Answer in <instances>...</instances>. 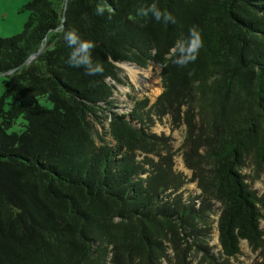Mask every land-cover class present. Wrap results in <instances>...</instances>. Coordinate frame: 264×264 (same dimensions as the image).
<instances>
[{"label":"trees","instance_id":"1","mask_svg":"<svg viewBox=\"0 0 264 264\" xmlns=\"http://www.w3.org/2000/svg\"><path fill=\"white\" fill-rule=\"evenodd\" d=\"M153 3L175 22L137 14ZM27 8L23 31L0 37V264H160L169 246L182 264V240L209 264H232L242 241L261 246L264 195L243 170L249 161L264 171V0ZM193 29L196 58L178 66L172 49ZM69 30L94 42L102 73L67 63ZM122 64L161 65L149 112L186 124L190 178L175 170L169 137L152 131L146 102L118 113ZM192 182L198 192L186 196Z\"/></svg>","mask_w":264,"mask_h":264},{"label":"rangeland","instance_id":"2","mask_svg":"<svg viewBox=\"0 0 264 264\" xmlns=\"http://www.w3.org/2000/svg\"><path fill=\"white\" fill-rule=\"evenodd\" d=\"M31 0H0V37L6 38L19 34L23 31L24 25L29 17L28 3ZM161 65L150 64L144 68H137L130 65H121L119 76L122 82L116 83L115 94L118 97L117 111L118 113H129L137 105L138 102H146L143 107L144 113H149L153 124L152 131L157 134L169 137L167 141L169 148L173 154L174 168L176 171L190 178L192 171L184 162L186 124L183 121L175 122L170 114L163 117H157L151 107L157 102L159 95L163 92ZM4 76L0 75V94L3 92ZM110 120L105 121V126L99 125V132L104 133L108 129ZM109 140L110 138L106 136ZM110 141V140H109ZM200 151H203L200 149ZM163 152H166L165 150ZM246 174V182L254 189L258 195H264V171H258L254 165H250L243 170ZM195 182L188 183L183 188L185 195H196L198 192ZM216 214H212V216ZM215 217L213 220H215ZM261 228L264 230V210H262V218L260 222ZM211 244L217 243L215 229L210 236ZM182 240L181 246L184 249V259L182 264H209L208 259L204 257L203 252H198L194 246ZM242 252L231 259L232 264H257L264 261V235L261 246L254 247L247 241L241 242ZM182 251V250H181ZM166 257L160 259V264H176V255L174 250L169 246L166 250Z\"/></svg>","mask_w":264,"mask_h":264},{"label":"clouds","instance_id":"3","mask_svg":"<svg viewBox=\"0 0 264 264\" xmlns=\"http://www.w3.org/2000/svg\"><path fill=\"white\" fill-rule=\"evenodd\" d=\"M101 9H97L98 14ZM151 14L152 18L157 22L174 23L175 18L167 10H162L156 6L155 3L151 4L147 9L138 10V15ZM63 39L70 52L67 57V63L76 68H83L87 75H97L103 72V66L94 62L91 51L95 47L92 40L83 39L76 30H69L64 32ZM200 47V39L198 33L193 29L191 30L190 39L179 41L172 49L174 55L173 63L178 66H184L190 61L195 60L196 52Z\"/></svg>","mask_w":264,"mask_h":264},{"label":"water","instance_id":"4","mask_svg":"<svg viewBox=\"0 0 264 264\" xmlns=\"http://www.w3.org/2000/svg\"><path fill=\"white\" fill-rule=\"evenodd\" d=\"M42 49H43V46L39 49V51H38L37 53L33 54V55L29 58L28 62H29L30 60L34 59L38 54H40L41 51H42Z\"/></svg>","mask_w":264,"mask_h":264}]
</instances>
